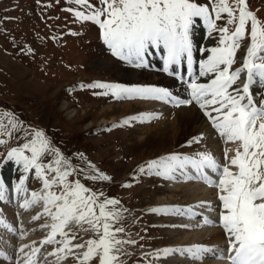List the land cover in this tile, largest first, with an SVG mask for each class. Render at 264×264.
<instances>
[{"label":"snow or ice","instance_id":"1","mask_svg":"<svg viewBox=\"0 0 264 264\" xmlns=\"http://www.w3.org/2000/svg\"><path fill=\"white\" fill-rule=\"evenodd\" d=\"M54 3L59 4V0ZM69 3L80 8L69 6L65 11L72 13L77 21L98 25L103 43L120 60L142 68L149 66L150 57L159 55L162 71L186 85L187 97L181 98L166 87L153 85L93 82L81 87L100 89L102 91L93 94L111 95L118 100L138 97L175 106L196 104L201 109L211 108L204 115L226 143L236 145L231 156L225 150L224 163L207 151L194 156L168 154L146 162L139 171L169 180L200 179L214 187L219 202L218 221L228 241L227 254L222 258L229 264H264V100L257 103L251 91L253 85H264V19L249 9L248 0H232V3L229 0H208V3L199 0H69ZM224 14L226 22L218 23ZM198 26L206 28L209 37L218 34L215 46L202 47L195 41ZM246 40V53L241 62L237 52ZM237 64L240 66L236 67ZM244 73L246 79L242 80ZM238 81L242 82V87L238 86ZM155 115L141 113V122ZM135 120L137 117L132 116L121 123L131 125ZM8 124L9 137L12 130L23 129L24 134V142L6 152V161H14L22 168V174L13 185L17 194H25L21 207L42 209L32 217L33 221L47 218L39 227L47 229L48 235L40 241V247L32 248L31 256L25 254L23 264H41L38 257L46 245L54 246L49 256H55L57 264L69 255L76 264H122L119 257L123 254V245L136 243L118 236L125 229L116 226V221L125 210L117 207L118 199L105 197L102 191H95L82 182V176L92 181H108L110 177L91 163L87 168L74 166L43 130L25 127L14 114ZM0 127H3L2 122ZM202 138V135L193 137L187 144L199 143ZM3 143L6 141L0 139V144ZM46 158H49L47 162ZM188 166L194 174H189ZM33 170L34 176H30ZM33 178L41 183V188L28 195L26 181ZM5 186L0 177V201L7 199ZM54 186L57 190H53ZM209 203L201 202L199 206ZM150 211L167 215L180 214L183 209L162 206ZM192 215L202 217V213ZM72 224H87V230L94 236L83 243L74 242L76 234L66 231ZM188 251H192L194 257L201 252L215 255L213 249L202 246ZM175 252L174 248H164L157 252V257ZM43 264H47V258Z\"/></svg>","mask_w":264,"mask_h":264},{"label":"rangeland","instance_id":"2","mask_svg":"<svg viewBox=\"0 0 264 264\" xmlns=\"http://www.w3.org/2000/svg\"><path fill=\"white\" fill-rule=\"evenodd\" d=\"M199 2L208 3V0ZM248 4L258 18L264 19V0H248ZM69 6L80 8L70 4L69 0H59V4L54 0H40V3L37 0H0V122L3 123L0 139L6 141L0 144V171L8 162L6 152L24 142L23 129L12 130L11 137L8 135V120L14 114L25 127L43 130L74 166L87 168L91 163L110 177L108 181H92L82 176V182L95 191H102L105 197L118 199L120 204L117 207L125 210L116 221V226L125 229L118 236L136 243L123 245V254L119 257L122 264H169L168 255L157 257V252L178 244L179 226L184 218L152 213L150 209L169 206L170 203L193 205L194 201L189 200L183 189L171 190L162 177L141 173L139 169L146 162L164 155L182 153L193 156L205 152L208 149L203 151L202 148L210 139L202 135L199 143L188 145L189 140L179 138V132L168 122V125L166 121L158 122L161 116L155 115L141 122V113L154 111L148 107L152 100L138 97L118 100L111 95L93 94L102 91L100 89L81 87L93 82L129 86L148 84L121 80L118 75L127 67L138 71L142 68L115 57L103 43L98 25L77 21L72 13L65 11ZM225 22L226 14L218 23ZM212 38L216 44L218 34L213 33ZM247 44V40L242 42L237 52L240 61ZM242 79H246L243 74ZM258 89L254 99L258 97L259 102L264 100V85ZM63 104L67 109H62ZM122 104H128V107L122 108ZM171 105L166 110L170 109V113L173 108L191 106ZM73 109L77 114L68 117L66 112ZM132 116L137 120L131 125L121 123ZM103 118L107 125L102 122ZM89 122L92 126L87 127ZM206 123L215 132L211 121ZM214 134L217 135V130ZM19 169L16 179L22 174V168ZM29 175L34 176V170ZM27 182L31 191L40 190L39 181L33 178ZM53 190L57 187L54 186ZM172 194L174 198L170 197ZM3 206L0 201V227L5 219L1 211ZM87 229V224H75L70 230L77 236L74 242L83 243L92 238L94 233ZM67 257L70 258L66 264H76L72 256Z\"/></svg>","mask_w":264,"mask_h":264},{"label":"bare ground","instance_id":"3","mask_svg":"<svg viewBox=\"0 0 264 264\" xmlns=\"http://www.w3.org/2000/svg\"><path fill=\"white\" fill-rule=\"evenodd\" d=\"M195 41L202 47H211L215 45L214 39L208 36L207 29L202 26H198L195 32ZM118 77L125 81L139 82L141 84L146 83L148 85L166 87L169 90H178L180 91V96H184V94L187 96V92L184 90L186 85L178 78L169 76L162 71V60L159 55L150 57L149 66L143 67L141 71L127 67L124 73L119 74ZM243 77L245 78L246 74H243ZM185 79H187V77H185ZM238 86L242 87V85ZM251 91L255 98L256 94L259 92L258 86L253 85ZM173 93L177 94L174 91ZM169 105L170 104L166 102L152 101L148 107L153 108L154 111L152 113L161 116V119L158 120L159 123L166 121L165 124L168 122L169 125L179 132V138L184 137V140H190L193 137L204 135L206 139H210L202 149H204L203 151H205V148L206 150H210L209 152L220 163L225 162L224 152L226 149L228 150L229 156L234 154L236 145L226 143L221 136L216 138L219 136L218 131L216 135L214 134L216 130L214 132V130L207 126L206 122L208 119L204 115V112L206 110L210 111V107L205 110L201 109L196 104H192L188 107L173 108L172 114L170 113V109L166 111L170 107ZM121 106L126 109L128 104H122ZM62 109H67V105L63 104ZM76 114L77 110L75 109L66 112L68 117L75 116ZM102 122H105L107 125V120L104 118ZM86 126H92V122H89ZM165 156L167 155H164V157ZM19 167L20 166L16 165L14 161H8L0 174V177L3 178L6 185L4 187V192L7 197V199L2 200L4 206L1 208V211L5 219L1 222L2 225L0 227V253H5L6 255H0V264H17V261L23 264L26 258L25 254L31 256L32 248L34 246L40 247V241L48 235L47 229H40L39 227V225L44 222V217L38 221L32 220V217L36 215L34 214L35 211L41 208L39 206H30L28 208L21 207L22 197L25 194H17L11 184ZM186 170L189 174H194V170L191 166H188ZM162 178L167 181L169 189L176 191L183 189L188 194L189 200L194 201L193 205L179 206L183 209L182 213H172L184 219H182V223L179 226L181 230L179 232L178 244L170 247L176 249V252L168 255L169 264H229L227 259L222 258V255L227 254L228 241L218 221L219 209L215 207L217 202V190L200 179L187 180L178 178L169 180L164 177ZM27 194L30 195L29 190ZM173 196V194L170 195L171 198H174ZM201 202L210 203L200 207L199 205ZM169 206L178 205L170 203ZM192 213H202V217L194 216ZM213 222H216L217 225H215V223L213 224ZM183 225L191 226L183 227ZM74 226L75 224L70 225L66 231L73 229ZM13 229H15V231H13ZM24 245H27V247L24 248ZM196 246L211 248L215 252V255H213L212 252H201L197 257H194L193 252L188 251V249L192 248L194 250ZM22 248L23 251H21ZM53 248V245H46L42 248V254L38 257L41 264H43L46 258L47 264H57L55 256H49V253L53 252ZM6 256L11 257V259L6 258ZM69 258L70 257L60 260L59 264H66ZM33 259H36V257H33Z\"/></svg>","mask_w":264,"mask_h":264}]
</instances>
